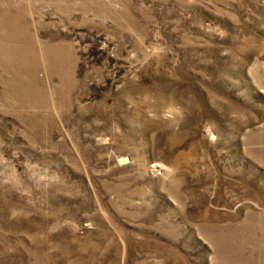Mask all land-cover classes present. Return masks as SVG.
Returning a JSON list of instances; mask_svg holds the SVG:
<instances>
[{
	"label": "rangeland",
	"instance_id": "1",
	"mask_svg": "<svg viewBox=\"0 0 264 264\" xmlns=\"http://www.w3.org/2000/svg\"><path fill=\"white\" fill-rule=\"evenodd\" d=\"M0 264H264V0H0Z\"/></svg>",
	"mask_w": 264,
	"mask_h": 264
},
{
	"label": "bare ground",
	"instance_id": "2",
	"mask_svg": "<svg viewBox=\"0 0 264 264\" xmlns=\"http://www.w3.org/2000/svg\"><path fill=\"white\" fill-rule=\"evenodd\" d=\"M3 20V19H2ZM5 21V20H4ZM4 26V25H3Z\"/></svg>",
	"mask_w": 264,
	"mask_h": 264
}]
</instances>
